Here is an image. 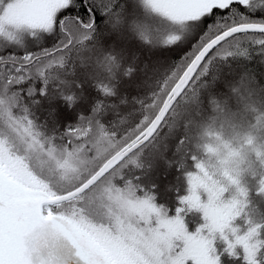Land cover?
Returning a JSON list of instances; mask_svg holds the SVG:
<instances>
[{"label":"snow or ice","instance_id":"obj_1","mask_svg":"<svg viewBox=\"0 0 264 264\" xmlns=\"http://www.w3.org/2000/svg\"><path fill=\"white\" fill-rule=\"evenodd\" d=\"M253 62L264 0H0V264H264Z\"/></svg>","mask_w":264,"mask_h":264},{"label":"trees","instance_id":"obj_2","mask_svg":"<svg viewBox=\"0 0 264 264\" xmlns=\"http://www.w3.org/2000/svg\"><path fill=\"white\" fill-rule=\"evenodd\" d=\"M250 67H253L256 69L257 74H259L261 71H264V69L261 68V66L255 62H253ZM175 176L174 172L169 173V175L167 176L170 180V182L173 180ZM160 201L161 202H166L167 204L171 205L172 204V199H171V194H168L167 196H165V194H163V186H161V196H160Z\"/></svg>","mask_w":264,"mask_h":264},{"label":"rangeland","instance_id":"obj_3","mask_svg":"<svg viewBox=\"0 0 264 264\" xmlns=\"http://www.w3.org/2000/svg\"><path fill=\"white\" fill-rule=\"evenodd\" d=\"M168 182H170V180H169V178L167 177V179L166 180H161V186H164V184L165 183H168Z\"/></svg>","mask_w":264,"mask_h":264}]
</instances>
